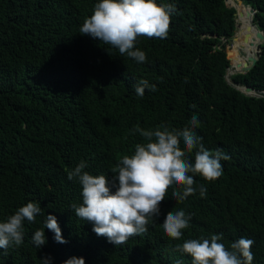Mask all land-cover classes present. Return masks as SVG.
I'll return each instance as SVG.
<instances>
[{
	"label": "trees",
	"instance_id": "1",
	"mask_svg": "<svg viewBox=\"0 0 264 264\" xmlns=\"http://www.w3.org/2000/svg\"><path fill=\"white\" fill-rule=\"evenodd\" d=\"M243 1L264 32V0ZM97 2L0 0V221L29 201L44 212L25 222L20 247L0 249V264H41L45 255L51 264L71 257H83L85 264H192L190 256L174 251L183 241L170 240L161 227L167 212L180 209L193 214L184 239L222 233L228 246L248 238L254 241L252 264H264V99L245 96L225 80L229 48L231 62L238 51L235 64L245 65L261 44L247 7L239 6L244 15L236 29L227 0H157L173 4L177 13L166 39H139L136 47L147 61L138 64L79 33ZM243 25L252 33L251 46ZM232 78L264 91V44L253 69ZM141 79L157 90L139 97L135 85ZM192 116L205 147L230 157L221 161L223 174L215 181L194 176L207 188L205 197L197 192L178 203L170 188L148 231L118 246L75 215L71 205L82 203V188L68 180L69 170L85 160V171L111 176L120 157L145 142L130 135L134 126L179 129ZM189 155L194 163V152ZM49 214L67 242L58 243L45 228L46 244L37 249L32 235Z\"/></svg>",
	"mask_w": 264,
	"mask_h": 264
},
{
	"label": "clouds",
	"instance_id": "2",
	"mask_svg": "<svg viewBox=\"0 0 264 264\" xmlns=\"http://www.w3.org/2000/svg\"><path fill=\"white\" fill-rule=\"evenodd\" d=\"M176 13L173 4L157 0H98L79 33L98 39L118 49L120 56L141 64L147 61V55L136 47L139 39H166L171 30V18ZM145 89L157 90L148 80H139L135 85L136 94L143 97ZM199 123L198 118L192 116L189 125L179 129H170L166 124L145 129L137 124L130 135L139 134L145 142L136 143L131 154L122 155L111 169V176L90 174L85 171L87 161L81 160L67 172L68 180L77 181L82 188V203L71 205L75 215L91 223L97 236L118 246L148 231L149 224L160 217V206L170 188H174L171 196L178 203L197 192L205 197L207 188L197 185L194 176L198 174L207 182L215 181L223 174L221 161L230 157L222 149L210 151L205 147L203 137L194 130ZM193 152L194 163L189 155ZM38 215H44L40 203L29 201L0 221V249L20 247L24 243L25 222L34 223ZM192 215L183 209L165 215L161 224L165 236L183 241L175 244L174 251L190 256L192 264H252L254 241L251 239L241 237L228 246L222 242V233L184 239V230L191 227ZM45 228L55 234L58 243L67 242L56 216L49 214L44 228L35 230L32 235L37 249L46 244ZM51 260L48 255L40 259L41 264H51ZM64 264H85V260L71 257ZM174 264H184V261L177 259Z\"/></svg>",
	"mask_w": 264,
	"mask_h": 264
},
{
	"label": "water",
	"instance_id": "3",
	"mask_svg": "<svg viewBox=\"0 0 264 264\" xmlns=\"http://www.w3.org/2000/svg\"><path fill=\"white\" fill-rule=\"evenodd\" d=\"M227 3L229 4L228 0H227ZM236 4L239 6H242V7H247L243 0H236ZM231 6L235 9V23H236L235 26L238 27L237 23L239 22L240 19H243V17H241V16H242V14L244 15V12L242 13L239 8H237L233 5H231ZM247 8H249V16L248 17H252V19L250 20V24L255 26V28L257 30L256 38L259 39L261 44H259L256 48V56L254 58H252L248 64H245V65L244 64H235V63L231 62L230 55L232 53V50H229L227 53V56H228V59L230 60V66L226 70L225 80H226L228 85H230L232 88L236 89L237 91H239L240 93H242L245 96L264 99V91H258V90L251 88V87H248L246 85H240L237 82H235L232 78L235 75L244 74V73L249 72L253 69V67L256 65L258 59L260 58V55L262 53V46L264 44V32L259 30V28L256 26V24L254 22V13L255 12L252 8H250V7H247ZM241 31L244 32L245 30H241ZM245 37H248V36L246 35ZM245 37H244V41L246 40ZM233 40H235V38ZM241 55H243V53ZM229 72H232V74H229Z\"/></svg>",
	"mask_w": 264,
	"mask_h": 264
},
{
	"label": "bare ground",
	"instance_id": "4",
	"mask_svg": "<svg viewBox=\"0 0 264 264\" xmlns=\"http://www.w3.org/2000/svg\"><path fill=\"white\" fill-rule=\"evenodd\" d=\"M229 1V0H228ZM234 1V4L232 3V1H229V4L230 5H233V6H235V7H237V8H239V5H237L236 4V0H233ZM248 9V10H247ZM245 11H247L246 12V14H248L249 13V8H247ZM242 17V16H241ZM242 20V19H241ZM243 21V20H242ZM238 25H241V23H237ZM243 24H244V22H243ZM236 29H238V27H236ZM242 30H245L244 32H246L247 33V35L249 36V39H250V46L252 45V33L247 29V27L245 26V25H243L242 26ZM236 36H237V34H236ZM235 36V37H236ZM237 39L235 38V40H234V43L235 42H237L236 41ZM248 52H249V49L247 50V52H246V54H248ZM239 54V52L238 51H236V53H235V57H234V59H233V63H236V56ZM254 54L256 55V49L254 50Z\"/></svg>",
	"mask_w": 264,
	"mask_h": 264
},
{
	"label": "rangeland",
	"instance_id": "5",
	"mask_svg": "<svg viewBox=\"0 0 264 264\" xmlns=\"http://www.w3.org/2000/svg\"><path fill=\"white\" fill-rule=\"evenodd\" d=\"M230 1V0H229ZM236 36V35H235ZM235 36H234V38H235Z\"/></svg>",
	"mask_w": 264,
	"mask_h": 264
}]
</instances>
